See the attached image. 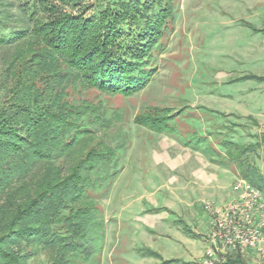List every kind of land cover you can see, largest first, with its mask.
I'll use <instances>...</instances> for the list:
<instances>
[{
	"label": "trees",
	"instance_id": "obj_1",
	"mask_svg": "<svg viewBox=\"0 0 264 264\" xmlns=\"http://www.w3.org/2000/svg\"><path fill=\"white\" fill-rule=\"evenodd\" d=\"M69 1L38 0L28 31L21 27L0 35V89L6 91L0 105V264H30L39 251L49 264L98 262L105 229L99 200L128 140L117 127L118 113L78 95L94 88L129 96L144 88L154 74L147 63L151 49L173 20L168 4L146 15L145 8L128 1L85 16L64 11L61 6ZM135 121L158 133H175L166 121L147 114ZM197 138L183 144L219 165L235 161L246 180L264 188V175L248 156L260 143L220 138L222 155ZM260 139L264 143V131ZM99 165L104 174L93 177ZM242 258L226 256L223 264Z\"/></svg>",
	"mask_w": 264,
	"mask_h": 264
},
{
	"label": "rangeland",
	"instance_id": "obj_2",
	"mask_svg": "<svg viewBox=\"0 0 264 264\" xmlns=\"http://www.w3.org/2000/svg\"><path fill=\"white\" fill-rule=\"evenodd\" d=\"M37 1L0 0V10L7 11L0 16V35L21 27L28 31ZM128 1L145 8L146 15L168 4L173 20L151 49L147 63L154 74L144 88L129 96L94 88L78 95L118 113L117 127L128 140L99 200L104 239L98 262L90 264H201L214 218L205 203L224 206L235 178L218 174L217 166L183 142L202 136L224 152L220 138L247 145L263 128L248 116L264 119V0H71L61 7L97 16L107 5L119 9ZM5 92L0 89V105ZM140 114L163 119L174 135L137 123ZM248 156L263 163L264 145ZM103 174L101 165L92 172ZM190 201L194 204L186 206ZM28 263L49 260L39 251ZM238 264H256V259L248 253Z\"/></svg>",
	"mask_w": 264,
	"mask_h": 264
},
{
	"label": "built area",
	"instance_id": "obj_3",
	"mask_svg": "<svg viewBox=\"0 0 264 264\" xmlns=\"http://www.w3.org/2000/svg\"><path fill=\"white\" fill-rule=\"evenodd\" d=\"M233 198L222 207H211L214 218L211 245L204 252L201 264H223L226 256L251 253L256 264H264V194L244 178L231 185Z\"/></svg>",
	"mask_w": 264,
	"mask_h": 264
},
{
	"label": "crops",
	"instance_id": "obj_4",
	"mask_svg": "<svg viewBox=\"0 0 264 264\" xmlns=\"http://www.w3.org/2000/svg\"><path fill=\"white\" fill-rule=\"evenodd\" d=\"M254 119H255V121L256 122H254V124L255 125H261L263 128L260 130V133L257 135V137H256V139H255V142H253L252 140L250 141V142H247V143H260L259 144V146L257 147V148H259V147H261V145H264V143H261V139H260V135H261V133L264 131V119H257V118H255V117H253ZM252 121V120H251ZM212 145V144H211ZM220 146V145H219ZM185 147H187V146H185ZM216 150H218L222 155H224L225 154V150H224V152H222V151H220L217 147H215V146H213ZM187 149H189V147H187ZM190 150H192L191 148H190ZM257 151V150H256ZM198 153H200L201 154V156H204L200 151L198 152ZM189 154H191V153H189ZM204 158L210 163V164H212V165H215V166H217V168H218V174L220 173V172H222V173H225V174H233V176H234V181L237 179V178H244L242 175H241V169H240V167L238 166V164L235 162V161H232V160H226V162H225V164H223V165H219V164H217V163H214V162H211V161H209L208 159H207V157H205L204 156ZM250 160V159H249ZM253 165H255L257 168H258V170H259V172L262 174H264V161H263V163H260V162H252V161H250ZM236 163V166H237V169H235V170H233V168L235 167L234 166V164ZM245 179V178H244ZM202 182V181H201ZM215 183V182H214ZM230 191V193H231V196H230V199H229V201H231L232 200V198H233V193L231 192V190H229ZM262 192H263V194H264V188L262 189ZM229 201H227V203L229 202ZM191 204L193 205L194 204V202L192 203L191 201L190 202H188V203H186L185 205L187 206H191ZM183 212V211H182ZM183 216H184V213H183Z\"/></svg>",
	"mask_w": 264,
	"mask_h": 264
}]
</instances>
